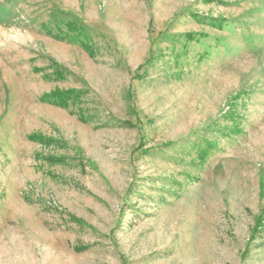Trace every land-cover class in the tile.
Listing matches in <instances>:
<instances>
[{
  "label": "rangeland",
  "instance_id": "rangeland-1",
  "mask_svg": "<svg viewBox=\"0 0 264 264\" xmlns=\"http://www.w3.org/2000/svg\"><path fill=\"white\" fill-rule=\"evenodd\" d=\"M0 264H264V0H0Z\"/></svg>",
  "mask_w": 264,
  "mask_h": 264
},
{
  "label": "trees",
  "instance_id": "trees-1",
  "mask_svg": "<svg viewBox=\"0 0 264 264\" xmlns=\"http://www.w3.org/2000/svg\"><path fill=\"white\" fill-rule=\"evenodd\" d=\"M69 26H70L71 29L74 27V25H72V24H69ZM80 36L85 37V35L82 34V33L80 34ZM86 44L87 43H85L83 41L82 45L83 46H87ZM73 97H74L73 92L72 93H54V94H51L49 96H43V100L42 101L43 102H50V103L53 102L55 104L62 105V104H66L65 102H68L67 101V100H69L68 98H73ZM62 98L65 100V102H63V103H61ZM62 106H64V105H62Z\"/></svg>",
  "mask_w": 264,
  "mask_h": 264
}]
</instances>
